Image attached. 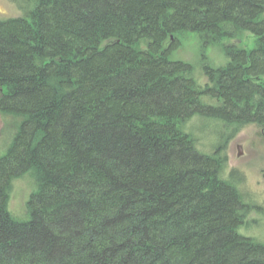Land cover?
Instances as JSON below:
<instances>
[{"label":"trees","instance_id":"1","mask_svg":"<svg viewBox=\"0 0 264 264\" xmlns=\"http://www.w3.org/2000/svg\"><path fill=\"white\" fill-rule=\"evenodd\" d=\"M8 1L23 15L0 18V264H264L224 156L245 126L264 139V0ZM246 33L253 49H224L202 82L169 59L184 34Z\"/></svg>","mask_w":264,"mask_h":264},{"label":"rangeland","instance_id":"2","mask_svg":"<svg viewBox=\"0 0 264 264\" xmlns=\"http://www.w3.org/2000/svg\"><path fill=\"white\" fill-rule=\"evenodd\" d=\"M23 15L18 7L8 0H0V18L15 19ZM180 46L170 53L169 59L172 62L186 63L194 68L196 76L202 82L201 77L204 65L211 68L223 67L228 58L224 49L236 47L243 50L253 49L254 38L246 33L238 39H224L216 45L203 46L194 34H184L179 37ZM169 41L164 44V49L169 47ZM205 82V81H204ZM191 122L187 128L190 129ZM199 135L198 145L201 149L210 152L208 143L212 136L210 129L208 133L200 132L203 126L195 123ZM210 127V126H209ZM12 129H4V123L0 116V157L6 152L11 140ZM238 149L239 154L238 155ZM207 154V153H206ZM226 158L225 175L236 171L243 176V190L254 194L253 212L249 214V224L246 228H240L239 234L243 237L264 242V139L254 126H245L237 135L228 141L224 148ZM32 182L28 176L19 177L14 180L11 194L9 195L8 209L15 215H22L25 211V204L33 189Z\"/></svg>","mask_w":264,"mask_h":264},{"label":"water","instance_id":"3","mask_svg":"<svg viewBox=\"0 0 264 264\" xmlns=\"http://www.w3.org/2000/svg\"><path fill=\"white\" fill-rule=\"evenodd\" d=\"M238 155H240V154H239V149H238Z\"/></svg>","mask_w":264,"mask_h":264}]
</instances>
